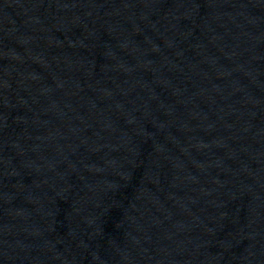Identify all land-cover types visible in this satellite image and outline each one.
I'll list each match as a JSON object with an SVG mask.
<instances>
[{"label": "water", "instance_id": "water-1", "mask_svg": "<svg viewBox=\"0 0 264 264\" xmlns=\"http://www.w3.org/2000/svg\"><path fill=\"white\" fill-rule=\"evenodd\" d=\"M0 264H264V0H0Z\"/></svg>", "mask_w": 264, "mask_h": 264}]
</instances>
